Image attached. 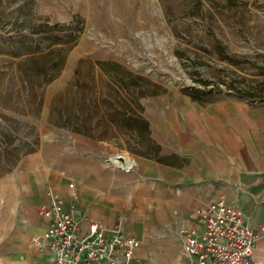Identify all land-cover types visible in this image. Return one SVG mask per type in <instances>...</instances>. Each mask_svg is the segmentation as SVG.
<instances>
[{"label":"rangeland","instance_id":"obj_1","mask_svg":"<svg viewBox=\"0 0 264 264\" xmlns=\"http://www.w3.org/2000/svg\"><path fill=\"white\" fill-rule=\"evenodd\" d=\"M232 97L264 101V0H0V203L157 157L168 105Z\"/></svg>","mask_w":264,"mask_h":264},{"label":"crops","instance_id":"obj_2","mask_svg":"<svg viewBox=\"0 0 264 264\" xmlns=\"http://www.w3.org/2000/svg\"><path fill=\"white\" fill-rule=\"evenodd\" d=\"M152 129L166 141L157 157L137 156L128 169L87 166L54 186L65 207L76 203L83 229L97 221L136 236L140 246L122 264H190L181 229L200 228L198 210L223 199L260 232L253 259L264 264V101L186 99L153 118ZM37 185L39 199L31 187L9 216L0 203V264H56L39 210L52 199Z\"/></svg>","mask_w":264,"mask_h":264},{"label":"built area","instance_id":"obj_3","mask_svg":"<svg viewBox=\"0 0 264 264\" xmlns=\"http://www.w3.org/2000/svg\"><path fill=\"white\" fill-rule=\"evenodd\" d=\"M76 209L75 202L67 208L58 197L40 206L56 264H122L134 257L140 246L136 236L119 224L106 227L97 221L84 230ZM197 219L200 228L181 229L190 264H259L253 251L260 232L247 225L238 207L220 199L201 207Z\"/></svg>","mask_w":264,"mask_h":264},{"label":"trees","instance_id":"obj_4","mask_svg":"<svg viewBox=\"0 0 264 264\" xmlns=\"http://www.w3.org/2000/svg\"><path fill=\"white\" fill-rule=\"evenodd\" d=\"M15 26H20L25 24L24 22H20L18 19L14 21L13 25ZM47 32L48 30L44 29L43 26H39V28L35 31L36 33L38 32ZM6 40V39H5ZM7 50H14L12 53L15 55H21L23 53L27 54L30 53L32 50V42L31 39L28 38L27 36H22L17 39L13 38L12 36L7 38ZM60 60V57H57Z\"/></svg>","mask_w":264,"mask_h":264},{"label":"bare ground","instance_id":"obj_5","mask_svg":"<svg viewBox=\"0 0 264 264\" xmlns=\"http://www.w3.org/2000/svg\"><path fill=\"white\" fill-rule=\"evenodd\" d=\"M119 157H123L124 160L121 161ZM109 161L111 163H113L116 166L122 167V168H127L132 164V159L128 158V157H124L123 155H121L120 153H116L114 155H111L109 157ZM128 169V168H127ZM54 195V194H53Z\"/></svg>","mask_w":264,"mask_h":264},{"label":"water","instance_id":"obj_6","mask_svg":"<svg viewBox=\"0 0 264 264\" xmlns=\"http://www.w3.org/2000/svg\"><path fill=\"white\" fill-rule=\"evenodd\" d=\"M119 158H120V160H121V161H123V160H124V158H123V157H119Z\"/></svg>","mask_w":264,"mask_h":264}]
</instances>
